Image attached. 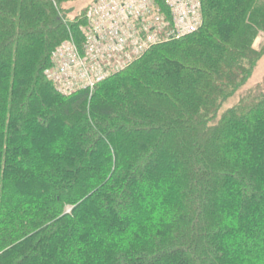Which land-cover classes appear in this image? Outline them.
<instances>
[{
  "label": "trees",
  "instance_id": "1",
  "mask_svg": "<svg viewBox=\"0 0 264 264\" xmlns=\"http://www.w3.org/2000/svg\"><path fill=\"white\" fill-rule=\"evenodd\" d=\"M73 1L0 0V264H264V88L223 111L264 0H200L197 31L64 95Z\"/></svg>",
  "mask_w": 264,
  "mask_h": 264
},
{
  "label": "built area",
  "instance_id": "2",
  "mask_svg": "<svg viewBox=\"0 0 264 264\" xmlns=\"http://www.w3.org/2000/svg\"><path fill=\"white\" fill-rule=\"evenodd\" d=\"M196 1L164 0L171 15L168 19L153 0H98L86 10L81 46L70 37L57 47L47 78L64 95L80 90L92 92L96 84L157 44L197 31L200 25L192 24ZM128 8L132 11L128 12ZM136 46L140 52H134Z\"/></svg>",
  "mask_w": 264,
  "mask_h": 264
},
{
  "label": "rangeland",
  "instance_id": "3",
  "mask_svg": "<svg viewBox=\"0 0 264 264\" xmlns=\"http://www.w3.org/2000/svg\"><path fill=\"white\" fill-rule=\"evenodd\" d=\"M97 1L98 0H75L73 2L67 3L65 7L68 10V17L71 19L75 18L76 16L80 15L84 10H87L90 6H92ZM153 1L155 3V0H153ZM194 4L198 5V7H197V12L194 11L195 14H194V17L192 19V24H193V26H197V25L199 26V25H201L202 20H203L202 19V13H201L202 12V4H201V1L199 2L198 0ZM127 11L130 12V11H132V9L128 8ZM69 39H71V38H69ZM262 41H263V38H260L257 40L256 45H255L256 48H258V46L261 44ZM66 42H67V40L63 41L60 45H63ZM140 51H141V48L136 46L134 52H140ZM74 57L72 58V60H75ZM125 57H126V59H128V57L126 55H125ZM85 68H87V67H85ZM258 85L261 86L262 88H264V57L258 63V65H257L251 79L247 83V85L241 91H239V93L234 98H231L225 104L223 111H225L231 105L235 104L236 101H238L239 97L243 93H245L246 91H248L252 88H255Z\"/></svg>",
  "mask_w": 264,
  "mask_h": 264
}]
</instances>
